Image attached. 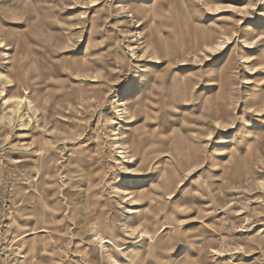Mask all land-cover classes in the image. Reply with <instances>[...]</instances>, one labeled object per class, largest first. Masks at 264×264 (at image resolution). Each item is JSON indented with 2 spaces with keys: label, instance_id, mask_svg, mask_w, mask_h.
Wrapping results in <instances>:
<instances>
[{
  "label": "rangeland",
  "instance_id": "374dc122",
  "mask_svg": "<svg viewBox=\"0 0 264 264\" xmlns=\"http://www.w3.org/2000/svg\"><path fill=\"white\" fill-rule=\"evenodd\" d=\"M0 264H264V0H0Z\"/></svg>",
  "mask_w": 264,
  "mask_h": 264
},
{
  "label": "bare ground",
  "instance_id": "6f19581e",
  "mask_svg": "<svg viewBox=\"0 0 264 264\" xmlns=\"http://www.w3.org/2000/svg\"><path fill=\"white\" fill-rule=\"evenodd\" d=\"M24 101H25V105H27V104H28V106L31 105V102L27 99H24V98L19 99V104L22 105ZM5 102H9V99H6Z\"/></svg>",
  "mask_w": 264,
  "mask_h": 264
}]
</instances>
